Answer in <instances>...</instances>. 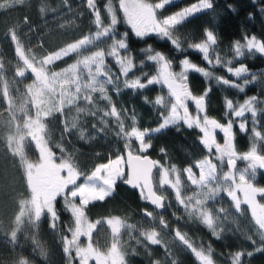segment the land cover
Returning <instances> with one entry per match:
<instances>
[{
	"label": "trees",
	"instance_id": "1",
	"mask_svg": "<svg viewBox=\"0 0 264 264\" xmlns=\"http://www.w3.org/2000/svg\"><path fill=\"white\" fill-rule=\"evenodd\" d=\"M143 1L161 3L157 9L160 19L200 2L206 1L207 6L176 22L168 35L139 36L127 25L122 9L116 6L118 0H95L93 5L86 0H0V169L10 174H6L8 186L11 180L18 183L20 190L12 192L13 198H23L29 192L27 163L40 158L35 144L20 147L24 118L42 121L45 139L56 158L68 160L65 155L70 153L78 168L90 171L127 148L135 151L138 145L128 138L130 132L134 128H159L169 115L173 98L165 85L136 87L112 60L110 51L120 41L145 69L153 65L146 57L156 53L163 55L174 70H180L186 59L210 69L217 77L207 79L197 70H189L187 84L193 93H204V112L212 117L224 118L226 100L255 96V113L232 117L234 137L243 151L259 135V150L264 154V54L234 56L236 42L248 36L264 41V0ZM109 2L116 6L114 17L108 12ZM209 32L216 38L215 45L207 38ZM79 43L82 45L77 50L47 62L49 55ZM203 43L209 45L206 58L194 47ZM215 58H233L229 67H241L254 76L253 82L238 91L219 80V76L236 78L224 65L213 64ZM33 66L56 71L64 82L62 89L56 88L57 84L40 88L30 70ZM147 141V153L181 172L208 155L200 128L184 122L150 134ZM259 179L264 184L263 173ZM116 187L113 195L84 208L85 215L99 224L93 236L98 250L107 252L116 236L114 242L126 264H201L193 249L211 255L216 264H232L233 258H238L237 264H264V233L246 206L238 212L216 181L198 188L186 177L182 191L186 205L166 198L163 212L152 208L137 190L123 182ZM16 204L10 217L0 215V264H78L77 260L71 262L66 251L65 240L74 219L65 197L55 200V222L48 213L34 218L28 195L24 217L22 204ZM199 206L215 216L218 236L185 210ZM110 217L121 220L118 235L104 225ZM154 230L158 244L149 239Z\"/></svg>",
	"mask_w": 264,
	"mask_h": 264
},
{
	"label": "rangeland",
	"instance_id": "2",
	"mask_svg": "<svg viewBox=\"0 0 264 264\" xmlns=\"http://www.w3.org/2000/svg\"><path fill=\"white\" fill-rule=\"evenodd\" d=\"M86 1L93 5L95 0ZM160 4L152 5L143 0H118L116 2V6L122 9L127 25L139 36L155 33L162 36L168 35L169 29L176 22L207 6L206 1L200 2L175 15L160 19L157 14ZM116 6L114 3H108V12L113 17L117 15ZM99 17L100 15H98ZM252 37L248 36L243 41H239V50L234 45L235 57H240L244 53H258L255 48H248L247 46V39ZM255 37L259 39L257 36ZM81 45L80 43L70 44L65 52L49 55L46 60L49 59L47 62L52 63L55 59L63 56L64 53L67 54L77 50ZM201 45L209 49V45L205 43ZM124 46L120 41L113 46L114 48L109 54L114 63L122 70L123 76L136 87L152 83L165 85L173 98L171 111L164 118L159 128L144 130L134 128L130 132L128 138L138 145L135 151L147 152L150 148V143L147 141L150 134L181 122L199 127L202 132V140L208 149V155L195 162V167H186L182 172L157 162V169L154 174L157 190L167 199H175L182 206H185L186 201L182 191L186 177L192 186L198 188L216 181L219 189L225 191L227 198L233 202V206L238 212H241L246 206L254 223L264 233V184L259 179L261 172L257 163L258 158L264 163V154H261L259 150L260 138L258 135L254 144L248 149L240 151L235 141L232 119V117L242 118L249 113H255L256 97L244 96L239 100H226L224 118L221 120L212 117L198 106V99L204 93L201 95L193 93L187 84V73L189 70L194 69H186L184 62L194 63L186 59L183 61L180 70H174L166 62L163 55L156 53L149 54L146 57V60L153 65L150 66V69H145V64L143 62L137 64L134 61V56ZM198 50L203 52V49ZM20 52L23 53L22 55L26 60L25 53L22 50ZM232 59L228 58L223 61L215 58L212 63L224 65L231 75L236 78L234 80V78L219 76V80L231 85L238 91H243L246 85L253 82L254 76L248 75L247 71L244 73L241 67H229ZM197 68L203 70V72H198L207 79L217 77L208 68L200 66H197ZM38 69L42 75V79L39 81L40 88L53 87L54 84H57L56 88L62 89L64 82L61 81V76L56 71L48 72L46 67H39ZM138 69L143 71H137ZM145 74L149 75L145 76ZM70 81L71 77L68 76V82ZM63 99L65 98L63 97ZM24 127V135L19 140L20 147L25 149L27 146L31 147L32 143L35 144L40 158L36 163H27L29 192L26 191L23 198L19 196L12 197L13 193L20 190L18 183L11 180V185L8 186L6 174H10L0 169V215L10 217L17 207L16 203H20V205L22 204L21 215L24 217L28 195L33 217L38 219L48 213L55 222V200L59 196H63L74 219L70 225V233L65 240L66 251L71 262L77 260L78 264H126L118 244L114 242L116 236L107 252H102L95 247L93 236L99 224L96 221H91L85 215L84 209L90 202L103 200L113 195L117 191V183L127 179L128 172L124 153L97 164L90 171H83L71 160L73 156L70 153L65 155L68 160L60 157L56 158L55 152L52 151L45 139V127L38 117L24 118ZM228 160L235 161L234 169L229 167ZM185 210L187 213H192L203 225L211 229L213 234L218 236L219 227H217L218 229L215 227L216 220L211 211L202 206ZM154 224L155 227L159 226L156 222ZM104 225L109 226L114 235H118L122 228L119 217L108 218ZM157 235L156 230H154L149 236L153 244L160 242ZM172 240H175L174 235ZM193 255L201 264H216L211 255L207 253L193 249ZM237 262L238 258L232 259V264H237Z\"/></svg>",
	"mask_w": 264,
	"mask_h": 264
},
{
	"label": "water",
	"instance_id": "3",
	"mask_svg": "<svg viewBox=\"0 0 264 264\" xmlns=\"http://www.w3.org/2000/svg\"><path fill=\"white\" fill-rule=\"evenodd\" d=\"M30 70L38 81H41L42 75L34 66ZM204 97L198 99V106L204 110ZM127 166V179L123 183L131 189L138 190L147 203L159 212H163L166 208V197L158 192L155 184L154 174L157 169V160L149 153L135 152L131 148H127L125 153ZM259 170L264 174V163L261 159H257ZM231 169L235 167V161L230 160ZM150 216V212L146 211Z\"/></svg>",
	"mask_w": 264,
	"mask_h": 264
},
{
	"label": "snow or ice",
	"instance_id": "4",
	"mask_svg": "<svg viewBox=\"0 0 264 264\" xmlns=\"http://www.w3.org/2000/svg\"><path fill=\"white\" fill-rule=\"evenodd\" d=\"M229 10L234 12L235 8L232 7L231 5H229ZM261 11H264V9H261ZM207 38H208L209 41L212 42L213 45H215L216 38H215V36H214V34L212 32H209L207 34ZM247 46H248V48H255L258 53H264V41L257 39L255 36H253L251 39H247ZM194 47L196 49H203V52L205 54V58L207 57V52H208V48L207 47H204L201 44H196V45H194ZM235 47H236L237 50H239V48H240L239 42H237L235 44ZM184 63H185L186 69H194V70L203 72V70L202 69H198L195 64H189L187 61H185ZM205 75H207V74H205ZM189 127H191V125H189Z\"/></svg>",
	"mask_w": 264,
	"mask_h": 264
},
{
	"label": "flooded vegetation",
	"instance_id": "5",
	"mask_svg": "<svg viewBox=\"0 0 264 264\" xmlns=\"http://www.w3.org/2000/svg\"><path fill=\"white\" fill-rule=\"evenodd\" d=\"M229 162H230V160L227 161L228 165H229ZM229 167H230V166H229ZM260 172H261V171H260ZM137 191H138V190H137ZM138 192H139V191H138ZM140 195H141V194H140ZM142 197H143V196H142ZM143 198H144V197H143ZM145 200H146V199H145ZM151 215H152V214L150 213V216H151ZM150 216H149V217H150Z\"/></svg>",
	"mask_w": 264,
	"mask_h": 264
}]
</instances>
